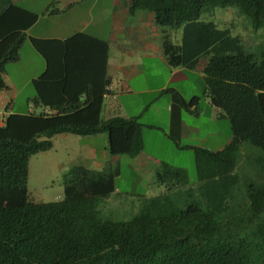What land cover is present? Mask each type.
Masks as SVG:
<instances>
[{"label":"trees","instance_id":"obj_1","mask_svg":"<svg viewBox=\"0 0 264 264\" xmlns=\"http://www.w3.org/2000/svg\"><path fill=\"white\" fill-rule=\"evenodd\" d=\"M0 2V90L6 88L5 65L19 59L25 40L45 61L27 100L41 108L27 112L40 123L25 140L0 136V264H264V52H244L239 35L200 18L236 7L258 29L264 0L125 1L128 14L152 16L170 68L201 63L202 95L232 130L222 149L194 147L193 183L183 169L161 162L156 181L162 191L131 205L130 215L113 211L121 197L108 202L116 190L109 163L100 169L73 165L62 176L61 199L29 200L30 157L49 150L54 136L105 133L111 155L134 156L142 150V125L134 117L80 119L108 92L106 40L83 32L65 39L30 36L26 31L40 15L65 9L54 7L57 1L40 13ZM177 29L180 43L171 40ZM11 118L1 128L19 124ZM250 149L262 156L246 183L241 169Z\"/></svg>","mask_w":264,"mask_h":264},{"label":"rangeland","instance_id":"obj_2","mask_svg":"<svg viewBox=\"0 0 264 264\" xmlns=\"http://www.w3.org/2000/svg\"><path fill=\"white\" fill-rule=\"evenodd\" d=\"M13 3L23 6L36 13H40L52 0H11ZM53 4L58 9H65V6L71 0H56ZM77 1L73 8L68 11L61 12V15H43L36 22V25L27 30L28 34L49 35L61 31L62 33L71 34L73 28H83V30L96 33L102 38H109L112 42L118 45H132L136 52L134 57H140L143 55L146 49L145 45L138 46L136 41L140 40L142 43L144 40H149L151 44V52H156L157 43L161 41L159 28L153 24L144 25L142 29L134 23L135 18L130 17L126 21L124 17L128 12L125 5L126 0H75ZM74 1V2H75ZM1 3V2H0ZM51 5V8L53 7ZM202 20H212L219 28H228L232 35H239L241 38V44L243 50L246 53L259 55L264 52V25L258 29H254L245 15L241 14L236 7H227L224 9H217L213 14L203 12L200 17ZM157 31L158 36L150 37L151 30ZM76 30V29H75ZM71 31V32H70ZM181 29L171 30V40L174 43H180L181 41ZM20 60L18 62H9L5 65L6 73L3 74V80L6 83V93L9 95L14 91L12 83L16 85L14 97L9 103L8 107L12 108V112L19 110H27V99L34 96V88L31 85L30 76L39 74L44 69L43 57L38 54L30 42L25 40L19 50ZM145 66H148V62H144ZM156 77L149 79L148 84L160 85L163 81L162 77L166 76L164 68L156 67ZM37 76V75H36ZM139 86L144 87L145 83L139 81ZM8 87V88H7ZM5 91V90H4ZM152 93H145L138 101H144L152 98ZM168 95H163L158 101L144 112L142 121L145 123H152L155 126L163 128L166 134L167 132V112L162 104L164 99ZM2 107L0 111L4 112L5 108ZM32 110L39 112V107L31 105ZM208 112L204 110L199 117H195L184 113V126L183 134L179 139H174L162 135L157 130H146L145 146L146 150L162 161L183 169L192 183L196 180V168H195V149L176 148L175 143L179 146H184L191 141L192 137H195L197 131L200 132L201 138L206 137L208 129L217 130L219 133L214 136L211 135L208 138V142L195 143L209 144L212 151L220 148L224 140L230 136V126L227 121L218 115L215 122L210 123L207 116ZM1 116V113H0ZM227 123V124H226ZM35 129V128H34ZM22 126L12 123L6 129L0 127V136H11L21 140L28 139L31 136V131H25L22 133ZM193 132L195 134H193ZM54 138V137H53ZM55 150L52 147L49 150L38 152L30 157L28 165V197L33 202H47L52 200H59L63 197V184L62 176L73 165L79 164L77 158L78 155V143L70 139H61L60 136L55 137ZM97 147L100 149L102 143L98 141ZM205 146V145H204ZM201 148V147H198ZM249 149V148H248ZM209 150V149H208ZM247 162L241 169V182L248 183L251 179L248 175L252 170L257 167L256 159H260L262 154L257 149H250L247 151ZM68 164V169H61L60 163ZM122 162L121 174L116 178V185L118 187V193H112L108 198V202L112 204L113 199H117V196L121 197L122 203L114 205L113 211L123 210L128 215L134 212L131 209V205H137L140 201V196L154 194L153 192L158 189V185L155 184L156 172L150 171L151 168L139 171L138 173L132 172L129 168L125 167ZM158 170V168L156 169ZM156 194V193H155ZM138 201V202H137ZM132 202V204H131ZM117 203V201H116ZM106 206L108 205L105 203Z\"/></svg>","mask_w":264,"mask_h":264},{"label":"crops","instance_id":"obj_3","mask_svg":"<svg viewBox=\"0 0 264 264\" xmlns=\"http://www.w3.org/2000/svg\"><path fill=\"white\" fill-rule=\"evenodd\" d=\"M56 1V0H52ZM75 0H71L68 2V4L65 6V11L71 10L73 8V5L77 2ZM64 9V8H63ZM47 15V14H46ZM61 15V13L56 14ZM43 16L40 15L37 19ZM55 17V15H52ZM133 17L135 18L134 23L137 26L138 32L140 33V29L144 27V25L149 24L152 26L153 19L152 16L145 13H136L133 15L128 14L126 12V16L124 19L127 21L128 18ZM36 21V22H37ZM36 22L30 26L29 29H32ZM76 29V30H75ZM71 31H73L71 34L62 33L61 31H56L57 33H52L49 35H38V34H28L30 36L37 37V38H55V39H65L70 37L71 35L83 32L88 35H91L93 37H96L98 39L106 40L108 42V49H107V63H106V75L109 79V86H108V92H106L98 102L97 105L89 108L85 112H83L80 116V119L82 122H95L98 119H107L112 116H123V117H134L137 119V121L142 125L141 127V136H142V150H140L136 155L129 156V155H111L108 151V141L107 136L105 133H99V134H93V135H76V134H58L55 137L60 136L61 139H70L73 141H76L78 144V155L77 158L79 160V164L83 165L84 167L91 168V169H100L104 163H109L114 172L116 173V178L121 174L120 170L122 167V162L125 165V167L129 168L132 172L138 173L139 171L146 170L147 168H151L150 171H153V173L156 172V169L160 166L162 161L160 158L156 157L154 154H151L146 150L145 144V136H146V130H153L157 129L159 130L164 138L166 139L171 138L179 139L183 134V119H184V113L199 117L201 113L206 110L208 112V120L210 123H213L216 121L218 117V110L210 103L209 98L202 95V89H203V78L202 73L200 71L201 69V63L197 64L195 68H184V67H176V68H170L166 62L164 61L160 41L157 43L156 52H151L150 49L151 44L149 43V40H144L142 43L140 40L136 41V45L143 46L145 45L146 49L144 50L143 55L140 57H134L133 54L136 52V49L130 44V45H118L114 42H112L109 38H102L98 36L96 33H92L90 31L83 30V28H73ZM70 31V32H71ZM158 36L157 31H154L153 29L150 32V37L152 36ZM31 44V43H30ZM33 47V46H32ZM35 50V49H34ZM36 51V50H35ZM37 52V51H36ZM38 53V52H37ZM39 54V53H38ZM19 59L16 61L18 62ZM44 60V58H43ZM148 62V66L144 65V62ZM156 67L164 68V71L166 72V76L162 77L163 81L160 85H150L148 83L149 79H153L156 77L157 71ZM44 69H45V61H44ZM43 69V71H44ZM42 71V72H43ZM42 72L39 74H36L39 76ZM6 73V71H5ZM36 75L30 76V80L37 77ZM139 81L144 82L145 86L141 87L139 86ZM14 91L12 94L6 93V88L3 90H0V109L2 107H8L9 103L12 101L14 97L15 87L16 85L12 83ZM8 88V87H7ZM5 90V91H4ZM145 93H152L154 96L146 101L140 100L138 101V98H141ZM179 95L184 102V105L180 104L177 100L175 95ZM163 95H168L164 99L163 107L165 108L167 112V132L164 131L163 128H160L158 126H155V124L152 123H145V121H142L144 112L148 109V107L152 106L156 101H158L160 98H162ZM30 99V98H28ZM27 99V100H28ZM29 106L27 110H19L16 112H12V108L8 107L4 109V112L0 111V127L4 126L6 124V120L9 115H11L12 120H18V123L20 126H22L23 132L25 131H33V126H37L40 123V120L37 118H32L27 115V112L32 111L31 104L28 103ZM187 108V109H186ZM12 110V111H11ZM41 110V108H40ZM36 112V111H35ZM220 116V115H219ZM224 119H227L223 116H220ZM228 122L229 126L230 123L228 120H225ZM227 124V123H226ZM231 134L224 140V142L221 144L219 149H222L225 147L228 143L232 140V130L230 126ZM219 133V129L212 130L208 129L206 133L205 138H201L199 136L200 132L197 131L195 137H192L191 141L185 144L184 146H179L177 143H175L176 148H185L192 149L194 147H201L205 149L212 150L211 146L209 144H201V146H198L200 144L195 143H201V142H208V138L211 135L216 136ZM193 134H195L193 132ZM53 138V140H54ZM101 142L102 146L100 149L97 147V143ZM55 141H52V149L55 148ZM205 145V146H204ZM59 166L61 169H68V164L65 166L64 163H60ZM115 178V183H116ZM159 187L157 190H155L154 194L149 195H143L140 196V199L143 197H150L152 195H155V193H159L162 191L163 187L159 185L157 182H155ZM118 187L116 185L115 193H118ZM63 192V190H62ZM138 202V201H137Z\"/></svg>","mask_w":264,"mask_h":264}]
</instances>
